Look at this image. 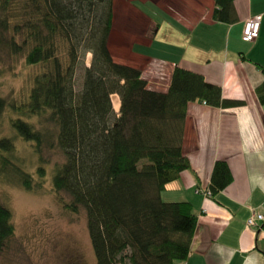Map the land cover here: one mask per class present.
<instances>
[{"label": "trees", "instance_id": "obj_1", "mask_svg": "<svg viewBox=\"0 0 264 264\" xmlns=\"http://www.w3.org/2000/svg\"><path fill=\"white\" fill-rule=\"evenodd\" d=\"M213 1L212 20L236 21L234 0ZM112 3L0 0V45L23 53L27 65L42 67L22 101L0 96V118L5 109L15 114L8 123L32 143L39 178L45 175L46 138L61 154L51 188L66 195L67 210H84L95 264H173L187 257L196 228L189 202L160 198L164 186L189 168L182 151L186 106L198 100L230 108L244 101L222 97L219 85L179 66L165 90L149 87L140 68L115 61L110 52ZM85 52L90 63L80 67L76 91L74 76ZM254 91L264 104V78ZM112 93L119 97L117 113ZM34 117L53 123L47 137L29 121ZM14 150L12 137H0V180L31 190L33 174L15 161ZM231 178L227 163L216 160L210 196ZM13 230L11 212L0 202V253Z\"/></svg>", "mask_w": 264, "mask_h": 264}, {"label": "crops", "instance_id": "obj_2", "mask_svg": "<svg viewBox=\"0 0 264 264\" xmlns=\"http://www.w3.org/2000/svg\"><path fill=\"white\" fill-rule=\"evenodd\" d=\"M233 5L236 21L222 23L211 19L213 0L112 3L110 36L112 42L120 39L115 49L121 54L113 58L140 68L149 87L165 90L179 66L219 85L222 97L244 101L230 108L198 100L186 106L182 151L189 168L164 186L160 198L189 202L196 228L187 257L173 264H264V220L257 228L246 225L252 212L264 216V104L254 91L264 78V0H234ZM117 10L130 15L131 28L117 23ZM255 14L261 15L258 35L243 41V22ZM154 44L171 54L140 50ZM216 160L227 163L232 178L210 196L205 192Z\"/></svg>", "mask_w": 264, "mask_h": 264}, {"label": "rangeland", "instance_id": "obj_3", "mask_svg": "<svg viewBox=\"0 0 264 264\" xmlns=\"http://www.w3.org/2000/svg\"><path fill=\"white\" fill-rule=\"evenodd\" d=\"M115 16L117 23L123 25L122 28L132 27L130 21L133 20L124 11L119 10ZM119 30L121 28L117 29L118 37ZM3 34L4 37L8 36L7 32ZM111 38L109 34L108 46L113 49V53L110 49L112 56L118 59L121 54L115 47L120 39L116 38L112 42ZM157 46L154 44L152 49L140 50L160 52L165 56L171 54L169 50ZM90 58V52H85L80 59L74 76L76 91L81 86L80 67L89 65ZM41 70L40 65H27L23 53H10L0 45V96L22 101L32 85L33 77ZM14 115L9 109L4 110L0 118V137L13 138L15 161L33 174L32 183L35 186L26 190L13 182L0 180V202L9 208L14 228L0 253V264H95L84 210H67L62 204V201H67L66 195L58 194L51 188V172L54 165L62 160L61 154L55 147L48 145L50 138H46L41 153L45 175L39 178L35 173L38 160L32 143L16 136L8 123L10 116ZM29 121H33L36 129L43 131L46 137L54 129L53 123L43 117H34Z\"/></svg>", "mask_w": 264, "mask_h": 264}, {"label": "built area", "instance_id": "obj_4", "mask_svg": "<svg viewBox=\"0 0 264 264\" xmlns=\"http://www.w3.org/2000/svg\"><path fill=\"white\" fill-rule=\"evenodd\" d=\"M261 15L255 14L247 17L243 22V27L241 31V39L246 42L253 41L257 35L260 25ZM148 68L145 67L144 70H147ZM144 78H146L147 75H143ZM157 90H163L158 85H155V87H151ZM205 194H210L209 191H206ZM264 216L261 213L252 212L251 215L246 219V225L249 227L257 228L259 227V221H263Z\"/></svg>", "mask_w": 264, "mask_h": 264}, {"label": "bare ground", "instance_id": "obj_5", "mask_svg": "<svg viewBox=\"0 0 264 264\" xmlns=\"http://www.w3.org/2000/svg\"><path fill=\"white\" fill-rule=\"evenodd\" d=\"M111 98V104H112V107L114 110H118V107H119V97L117 94H113L110 96ZM251 215V214H250Z\"/></svg>", "mask_w": 264, "mask_h": 264}]
</instances>
